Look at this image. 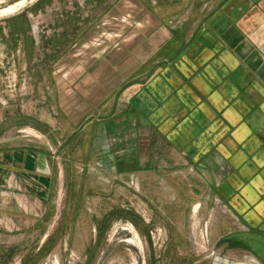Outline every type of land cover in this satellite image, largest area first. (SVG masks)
I'll return each instance as SVG.
<instances>
[{"label":"rangeland","instance_id":"obj_1","mask_svg":"<svg viewBox=\"0 0 264 264\" xmlns=\"http://www.w3.org/2000/svg\"><path fill=\"white\" fill-rule=\"evenodd\" d=\"M21 1L0 0V264H264L118 91L186 52L192 0Z\"/></svg>","mask_w":264,"mask_h":264},{"label":"crops","instance_id":"obj_2","mask_svg":"<svg viewBox=\"0 0 264 264\" xmlns=\"http://www.w3.org/2000/svg\"><path fill=\"white\" fill-rule=\"evenodd\" d=\"M193 5L191 27L187 17L188 28L177 30L186 52L118 91L157 137L209 174L243 231L262 239L257 256L264 259V0Z\"/></svg>","mask_w":264,"mask_h":264},{"label":"trees","instance_id":"obj_3","mask_svg":"<svg viewBox=\"0 0 264 264\" xmlns=\"http://www.w3.org/2000/svg\"><path fill=\"white\" fill-rule=\"evenodd\" d=\"M54 0H39L35 5L34 8L31 10L33 13H36L38 10L44 8L46 5H49Z\"/></svg>","mask_w":264,"mask_h":264},{"label":"bare ground","instance_id":"obj_4","mask_svg":"<svg viewBox=\"0 0 264 264\" xmlns=\"http://www.w3.org/2000/svg\"><path fill=\"white\" fill-rule=\"evenodd\" d=\"M25 4V0L21 1V2H18V4L14 5L13 7H11L12 9H16V8H19L20 6L24 5ZM10 8V9H11ZM11 9V10H12Z\"/></svg>","mask_w":264,"mask_h":264}]
</instances>
